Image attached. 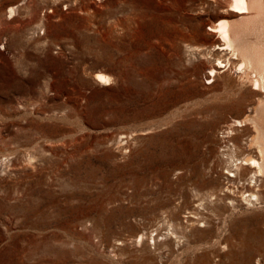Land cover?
Returning a JSON list of instances; mask_svg holds the SVG:
<instances>
[{
	"label": "rangeland",
	"instance_id": "1",
	"mask_svg": "<svg viewBox=\"0 0 264 264\" xmlns=\"http://www.w3.org/2000/svg\"><path fill=\"white\" fill-rule=\"evenodd\" d=\"M214 1L0 0V264L264 263V181L245 199L222 151L259 157L225 136L264 93Z\"/></svg>",
	"mask_w": 264,
	"mask_h": 264
},
{
	"label": "bare ground",
	"instance_id": "2",
	"mask_svg": "<svg viewBox=\"0 0 264 264\" xmlns=\"http://www.w3.org/2000/svg\"><path fill=\"white\" fill-rule=\"evenodd\" d=\"M225 3L228 4L226 9L227 12L231 11V13L234 12L238 15L236 18H223L218 23L211 25L210 28H208L210 31L216 33L218 38L223 41V45L214 44L212 50H228L231 58L239 59V62L235 65L237 72H241L242 74L243 72L245 74L250 73L253 89L260 90L264 93V0H228V2ZM10 10L12 11V8ZM227 14H229V12ZM190 46L192 45L189 44V47ZM199 47L200 46H198V48ZM215 58L217 63L214 65L216 67H211L208 72L210 78H214L217 73L222 71L221 69L231 66L229 57H225V60H223L222 57ZM244 76L243 79H246V75ZM94 79L99 83H103L109 81L111 77L103 72H96L94 74ZM262 113H264V99L259 102L257 107H255V112L252 116L246 119H234V122L231 125L229 123L230 128H232V126L241 127L246 124H252L255 126L256 135L254 142L259 153L258 158L238 156L237 146L232 140L231 144H226L225 146L227 147L222 150L224 151L223 155L226 158L225 162L228 164L226 167L227 171L231 173L233 171V174H230L229 176L234 177V179H232L233 182L235 180H237L238 183L242 182L241 186L246 188L242 194L248 191L245 199L250 202L258 201L260 199V192L258 193V191L261 189L264 181V117L262 118ZM226 133L225 137L229 138L230 135L234 134V129L232 128ZM228 142H230L229 139ZM246 169L249 170L248 173H251V175L246 178L245 181H242L243 170ZM143 236L144 234L141 233L140 237L143 238ZM154 243H156V241H154ZM145 244L146 243H143L144 246ZM241 264H244V262Z\"/></svg>",
	"mask_w": 264,
	"mask_h": 264
}]
</instances>
